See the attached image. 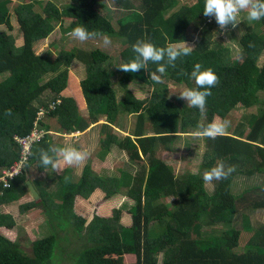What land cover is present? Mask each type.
I'll return each mask as SVG.
<instances>
[{
	"label": "trees",
	"instance_id": "obj_1",
	"mask_svg": "<svg viewBox=\"0 0 264 264\" xmlns=\"http://www.w3.org/2000/svg\"><path fill=\"white\" fill-rule=\"evenodd\" d=\"M103 1L68 0L61 7L51 1L38 2L40 11L29 3L16 4L13 13L21 34L19 45L11 33L0 29V207L28 196L27 201L18 203V211L39 208L47 231L33 239L21 231L13 239L0 233V264H60L62 260L69 264H156L158 257L160 264H235L240 255L245 257L244 264H264V219L257 224L249 222L250 211L264 214V182L247 188L240 184L238 193L231 186L236 174L264 176V59L257 63L264 51V19L254 21L238 37L239 50L231 57L218 37L215 18L203 15L205 0H106L119 13L113 18L115 25L100 12L99 2ZM10 3L0 0V25L7 30L11 29ZM63 16L69 19L64 31L71 33L83 26L98 35L77 46L70 45L72 40L66 37L67 47L53 58L35 53L33 43L45 38L53 22L60 24ZM104 36L115 39L119 47L91 43ZM138 39L157 47L184 41L193 51L178 59L175 68L166 69L162 83H155L149 72L155 71L157 64L148 62L149 72L125 73L118 68L135 57L132 45ZM72 60L83 65L84 77L79 80L68 69ZM197 63L219 77L203 113L171 94L167 86L171 82L196 88L190 73ZM112 81L122 90L119 98ZM136 81L151 86L147 97H133L128 84ZM50 102H55L53 108H48ZM236 106L253 107L254 111L241 115L244 129L234 127L235 133L216 139L203 137L199 171L175 175L156 155V148L171 145L182 138L181 133L198 132L213 117L226 120ZM8 109L11 115L6 116ZM40 110L43 112L38 115ZM128 113L135 115L134 123L127 134L118 136L114 127L121 126L119 117ZM50 118L72 137L97 126V149L107 151L113 144L123 150L128 167H137L132 177L122 179L125 170L117 177L98 174L85 163L77 174L72 173L73 166L59 173L51 169L46 173L48 180L40 184L32 175L44 169L40 150L61 147L57 139L63 137L58 135L52 141L47 131L57 130L47 122ZM145 120L151 133L143 130ZM32 123L41 134L30 143L29 151L22 153L14 136L28 134ZM21 156L22 163L16 171L11 170ZM220 161L226 167L235 166V171L227 179L214 180L208 192L203 173ZM25 180L37 199L28 192ZM121 185L126 186L128 200L121 204L122 210L113 206L110 215L94 214L84 225V218L73 210L75 197L87 198L99 189L106 200L119 194ZM166 196L172 199L163 202L161 198ZM103 206L100 201L95 207L104 210ZM123 210L129 219L126 224L120 221ZM219 222L226 226L216 229ZM17 225L10 211L0 212V227ZM202 226L213 230L202 231Z\"/></svg>",
	"mask_w": 264,
	"mask_h": 264
},
{
	"label": "rangeland",
	"instance_id": "obj_2",
	"mask_svg": "<svg viewBox=\"0 0 264 264\" xmlns=\"http://www.w3.org/2000/svg\"><path fill=\"white\" fill-rule=\"evenodd\" d=\"M46 1H51L58 7H61L63 4L68 2V0H11V3L9 4V22L11 23V29L7 30L4 25H0V29L6 30L7 33H11L15 39V43L19 45L21 43V34L18 29V25L15 20V15L13 13V8L16 4H31V8L35 11H40L39 7L37 5L38 2L40 5H43ZM193 0H179L180 3H186L191 2ZM100 4V12L107 18L110 19L111 24L115 25L113 22V18L117 17L119 13L116 12V10L112 7H110V4L104 0L103 2H99ZM239 23L236 25V27H228L225 30H221L218 33V37L221 40V43L223 46L227 47L229 50V53L231 57H235L237 54V51L239 50L237 40L238 37L250 26L254 21L247 20V11H242L238 17H237ZM68 17L63 16L61 23L59 22H53V28L52 30L47 34V36L43 39L37 40L33 43V50L35 53L38 54H45L49 58H53L54 55L57 54L59 50L65 49L67 47L66 39L70 38L72 40V46H77L81 44V42L69 35V31H64L63 29L68 24ZM111 40L112 47H119L115 39H111L112 37L107 36ZM92 44L99 45L100 47L110 48L108 46H105L103 44V40H93L91 42ZM264 59V51L260 54L257 63H261ZM110 62L113 63V67H116L115 59L110 58ZM109 65V64H108ZM68 69L72 71V73L77 76L78 79L83 78L84 76L80 77V75H84V69L82 63H80L77 60H72V62L69 64ZM77 74V75H76ZM40 82H42L40 80ZM113 89L115 90V96L119 98L122 94V90L120 88H117L116 81H112ZM129 90L131 91L133 97L137 99H142L144 97H147L149 94V91L151 89V86L149 84H144L141 82H131L128 84ZM168 89L170 90L171 94H177L179 96V93L186 89V87L181 86H175L173 83L167 84ZM261 93V94H260ZM42 94V98L48 99L49 97ZM171 96V95H170ZM259 96L262 98V92H259ZM44 100V99H43ZM185 103H187L186 100L182 99ZM254 111L253 107L250 108H244L241 106H236L235 109L230 111L226 115V120L230 122V126L228 127L226 133H235L234 127H242L244 129L243 123H240L241 121V115L246 114L248 111ZM134 114L128 113L125 116L119 117V125L116 129L114 128V131L116 135L121 136L124 134H127V130L132 127L134 123ZM122 117V118H121ZM146 117V116H145ZM102 119L99 120V122ZM45 121V119H44ZM214 121H221L218 117H213L212 122ZM47 122L57 130V132L54 131H47L48 134L52 137V139H57L58 135H62L63 137L61 139H57L58 142L61 143V147H74L82 151H86L89 155L88 158L83 162L82 164L76 166L73 165L74 172L77 174L81 171L82 166L85 163L89 164V167L92 169V171L103 174V175H114L115 177L118 176V173L120 170H125L124 172L127 173L124 178L132 177L134 170L137 168L134 166V168H129L126 164V154L123 150L117 149L115 145L111 144L109 146V149L107 151L105 150H98L97 144L98 141V131H95V128H90L89 130H86L84 133H82L79 136L76 137H69V135H66L67 133H63L62 130L58 129L55 123V120L53 118L47 119ZM239 122L240 125L237 123ZM46 123V122H44ZM43 123V124H44ZM143 130L145 133H151L152 130L149 126V123L147 120L143 123ZM196 133V129L189 130V132L181 133V139H175L171 145L170 144H164L158 148H156V155L160 157L165 163H167L170 168L172 169L173 173L175 175H180L184 172H191L195 173L200 170V163L202 158V153L204 151V140L203 137H197L194 134ZM68 136V137H67ZM170 146V147H169ZM158 150V151H157ZM69 166L61 163V166L58 170L55 171V173H59L62 171V169L68 168ZM52 168H44L41 172L34 171L32 175L34 176L35 180H39V183L46 182L48 180L47 172H49ZM102 175V176H103ZM33 178V177H31ZM33 178V179H34ZM122 181V180H121ZM264 182V176L262 175H251V176H244L242 174H236L232 177L231 180V186L232 191L234 193L240 192L242 189L239 187V185H245L243 188L250 187L252 185L262 184ZM126 182L124 181L123 184ZM213 181L212 182H205L203 180V186L206 191L210 192L213 188ZM122 189L120 190L119 194L121 195L120 204L117 203V208L122 210L121 204L126 203L127 199L125 196V189L126 186L121 185ZM241 189V190H240ZM29 199L28 196L24 197L22 200H18L17 204L13 205L12 208L7 207H0V212H7L10 211L14 215L15 222L18 224V227H11L10 229L0 227V233L2 235H6L8 238L13 239L18 232L21 231L20 234H28L29 238L33 239L36 236H42L44 233L46 234V227H45V221H44V215L40 212L39 208L37 207H31V209L25 210L23 212L18 211V203H22L23 201H27ZM172 197L166 196L161 198V200L164 201H170ZM161 201V202H162ZM108 205V209L101 210L98 207H95V202H93L91 199L87 198H81L76 196L74 199V207L73 210L75 213L79 214L81 217L84 218L85 223L89 221L91 216L94 214H99L101 211L106 212L104 215H108L110 213L111 205ZM116 208V209H117ZM110 215V214H109ZM237 220V217L234 218ZM242 219L246 220L245 216H242ZM264 219V214L256 213L251 214L249 213V222L250 223H259L262 222ZM224 222H219L216 225L217 228H222L224 225ZM207 226V225H206ZM202 231L205 230V232H210L212 227H205L202 226ZM215 229V230H216ZM83 231V230H82ZM84 232V231H83ZM19 235V234H18ZM23 249L27 250V245L23 247ZM128 257L125 256V259ZM60 264H69L68 261L62 260Z\"/></svg>",
	"mask_w": 264,
	"mask_h": 264
},
{
	"label": "clouds",
	"instance_id": "obj_3",
	"mask_svg": "<svg viewBox=\"0 0 264 264\" xmlns=\"http://www.w3.org/2000/svg\"><path fill=\"white\" fill-rule=\"evenodd\" d=\"M245 10L249 21L264 19V0H205L203 15L214 17L219 28L225 30L228 26L236 27L239 23L238 15ZM69 35L80 42H85L95 38L98 34L88 31L83 26H77ZM103 44L109 46L110 38L104 36ZM132 49L136 54L135 57L118 68L125 73H137L141 69L148 71V62L157 64L158 67L155 71H148L149 78L155 83H162V75L166 69L168 67L175 68L178 59L189 56L193 51V47L184 41L170 42L165 47H157L152 42L143 39H138L132 45ZM190 77L194 79L197 87L184 89L179 93V98L186 100L188 106L203 113L206 111L207 97L212 94L211 89L219 83V77L211 68L202 70V65L199 63L194 65ZM5 115H11V109L6 110ZM229 126L230 122L227 120L214 121L194 135L216 139L218 136L225 135ZM88 155L86 151L74 147H57L55 145L50 146L47 150L41 149L39 153L42 167H51L54 172L60 168L61 163L67 166H78L85 162ZM234 171L235 166L226 167L225 163L220 161L211 169L206 170L202 178L205 182L210 183L214 180L227 179ZM67 179L65 177L66 182Z\"/></svg>",
	"mask_w": 264,
	"mask_h": 264
},
{
	"label": "crops",
	"instance_id": "obj_4",
	"mask_svg": "<svg viewBox=\"0 0 264 264\" xmlns=\"http://www.w3.org/2000/svg\"><path fill=\"white\" fill-rule=\"evenodd\" d=\"M70 70V69H69ZM71 71V70H70ZM71 73H72V71H71ZM77 75V74H76ZM78 76H80V77H82V76H84V75H80V74H78ZM76 79L77 80H79L78 78H77V76H76ZM92 128H95V131H98L99 129H98V127L97 126H95V125H93V126H91ZM91 127H88V128H86V130H89ZM115 129H116V127H114ZM86 130H84L83 132H81V134L82 133H84ZM116 130H118V129H116ZM119 131V130H118ZM80 134V135H81ZM68 137V136H67ZM69 137H72V136H70L69 135ZM55 139H52V141H54ZM116 147V146H115ZM117 148V147H116ZM117 149H119V148H117ZM71 167V166H70ZM67 170V169H66ZM75 170V169H74ZM74 170L72 171V173L73 174H76L75 172H74ZM67 174H68V170H67ZM111 176H114V175H111ZM102 195H103V192L102 191H100L99 189H94L93 190V192L91 193V195L88 197L89 199H91L93 202H95V206H96V204H98V203H100V201H103L104 202V206H103V209H108V205H106V203L107 204H109V205H111V207H113V206H117V203H119L120 204V199H121V195L120 194H115L116 196H111V197H109V198H107L106 200H103L102 199ZM128 201V200H127ZM126 201V202H127ZM15 204H17V203H14L13 205H15ZM13 205H11V206H7V208H12L13 207ZM8 210V209H7ZM251 212V211H250ZM249 212V213H250ZM101 213H103L102 215H104V213L106 214V212H104V211H101ZM256 213H260V214H263L261 211H252L251 212V214H256ZM120 221L121 222H123V224H126V223H128V221H129V219H128V216H127V213H125L124 212V210H123V212H122V215H121V218H120ZM248 225V224H247ZM252 226V225H251ZM240 228V227H239ZM242 228V227H241ZM245 231L247 230L246 228L244 229ZM248 232H244V235H246ZM127 255V254H126ZM125 256V255H124ZM244 259H245V257H242V255H240V257H239V260L235 263V264H244ZM161 262H160V257H158V260L156 261V264H160Z\"/></svg>",
	"mask_w": 264,
	"mask_h": 264
},
{
	"label": "built area",
	"instance_id": "obj_5",
	"mask_svg": "<svg viewBox=\"0 0 264 264\" xmlns=\"http://www.w3.org/2000/svg\"><path fill=\"white\" fill-rule=\"evenodd\" d=\"M55 102L57 103V102H59V100H55ZM55 102L48 103V105H47L48 108H53ZM42 112H43V110H40L39 112H37V114L40 115V114H42ZM33 126L34 125L32 123V127ZM40 134L41 133L35 127H33L32 130L28 134H26L24 136H20V137L14 136V139L20 145V147L22 149L21 152L25 153L28 150L30 143L32 141H34V139H37L40 136ZM23 158L24 157L21 156L17 161H15L13 163V166L11 167V170L16 171L15 168L19 167V165L22 163L21 159H23Z\"/></svg>",
	"mask_w": 264,
	"mask_h": 264
},
{
	"label": "water",
	"instance_id": "obj_6",
	"mask_svg": "<svg viewBox=\"0 0 264 264\" xmlns=\"http://www.w3.org/2000/svg\"><path fill=\"white\" fill-rule=\"evenodd\" d=\"M25 186L28 190V192L30 193V195L34 198L37 199V193L34 190V188L32 187V185L30 184V182L28 180H25Z\"/></svg>",
	"mask_w": 264,
	"mask_h": 264
}]
</instances>
